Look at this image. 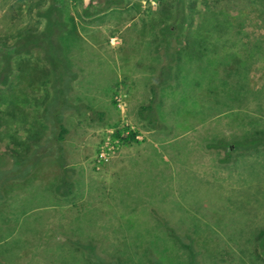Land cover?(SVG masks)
Segmentation results:
<instances>
[{"label":"rangeland","instance_id":"rangeland-1","mask_svg":"<svg viewBox=\"0 0 264 264\" xmlns=\"http://www.w3.org/2000/svg\"><path fill=\"white\" fill-rule=\"evenodd\" d=\"M125 1L135 12L127 15H139L141 29L160 32L155 65L163 56L177 64L176 69L167 68L166 76L157 66L151 77L172 78L170 89L157 92L152 102H165L157 105L164 122L151 132L134 107L133 86L120 80L110 92L118 120L106 132L93 162L96 173L108 168L107 179L119 183L117 197L109 184L102 187L106 196L97 198L77 182V190H82L78 196L42 198L25 205L27 211L16 220L9 213L26 195L24 188L19 189L20 198L15 196L19 191L12 190L0 211V264H189V252L175 236L192 242L198 264H264L258 238L264 229V144L234 153L208 147L219 140L243 141L255 135V127L264 130V0H185L183 10L190 18L184 31L174 36L166 26L175 20L180 0ZM74 3L0 0V70L5 53L22 34L45 28L51 6L57 9L56 17L71 28L74 20L79 28L76 36L63 27L73 36L69 50L77 55L71 59L74 66L91 75L105 70L94 79L100 84L96 95L107 98L117 67L104 63L103 53L120 51L122 24L97 18L109 23L96 35V26H91L96 20L85 19L86 2ZM122 15L125 27L130 17ZM91 31L98 42L88 37ZM60 46H65L62 41ZM177 48L180 58L171 52ZM30 50L28 56L17 55L20 64L8 84L0 86V168L11 166L10 153L23 154L48 133L40 121L49 84L39 87L41 82L37 86L35 81L33 86L20 76L19 70L32 74L30 69L42 67L37 49ZM79 91L87 93L80 86ZM181 106L178 120L173 111ZM131 133H136V141L122 140ZM121 153L127 154L128 166L119 162ZM74 205L85 213L75 218L67 214Z\"/></svg>","mask_w":264,"mask_h":264},{"label":"crops","instance_id":"crops-1","mask_svg":"<svg viewBox=\"0 0 264 264\" xmlns=\"http://www.w3.org/2000/svg\"><path fill=\"white\" fill-rule=\"evenodd\" d=\"M50 7L51 6H49V8ZM86 9L87 8L84 9V12ZM131 10H129L128 5L124 4L107 12L93 14L92 16H85V19L96 20L91 23V26H96V35L102 30V25L109 23L108 20L105 22L104 20H97V18L104 19L109 17L111 18V22L122 24L120 30V32H122V35L120 34V51L108 52L107 54L106 52L103 53L105 59L107 60L104 63L109 65L110 63H114L117 67V70L113 72V78L109 84L110 91L107 95H105L107 98L98 97L96 95L98 94L100 84L98 80L94 79V76L104 74L105 70L101 69L93 75L88 72L84 74V70L77 69L74 66V63L71 61L73 64L72 71L75 73V80L71 86L73 90H71L68 94V104L64 107L65 111L62 120V124L67 129V134L65 135L64 140L58 144L51 145L52 151L41 150L40 152L33 153L38 155L41 152H45L49 153V155L39 163L40 165H38L36 168V176H31V182L25 183L24 185L23 181H18V184L11 188L10 193L12 190H14L13 193L19 191V193L15 195L18 196L17 198H20L19 189L24 188V192L22 193H25L26 196L22 195L25 197L23 203H20L21 206L26 205L27 207L29 204H38L42 201V198L44 199L45 197H48V200H70L71 197L73 198L75 195L78 196L80 191H82L77 190V182L80 184V186L82 185L86 187L88 190V196L97 198L106 196L107 192L105 193L102 187L109 184L108 189H112V196L115 198L117 197V190L120 186L119 183L117 184L116 180L113 182L107 179L108 168L106 169V172L101 174L96 173L93 162L99 146L106 136V132L113 128L118 120V111L111 105L110 92L120 80H129L128 82L133 86L132 92L135 95V100L137 101L134 103V107L138 108V116H140L142 121L146 122V127L151 132L159 130L160 126L162 125L160 122H164V120L161 118L164 117V114L157 109V105L163 106L165 105V102H160L157 105H153L152 102L155 99L154 96L157 95V92L160 93L161 91L164 93L170 89V80L172 78L159 76L157 79H151V77L156 73L155 71L157 66H159V72L165 74V72H167V68L170 67V65L176 69L177 64L175 60H172L173 62L170 64L166 57L163 56L162 62L160 61L159 65H155L154 61L152 60L154 59L153 56L157 51L160 32L156 33L154 31H148L147 29H141L139 26L140 22L137 19L139 15H127V12L135 13ZM117 12L121 13L114 15V13ZM122 12H126L125 16L130 17V21L128 20V23L125 27L123 26L125 23H123L122 20H119V18H122L123 16ZM74 22L75 21L72 22L74 27L71 28L72 26L70 25L68 28L71 29L76 36H79V28L77 29L78 26H75ZM66 23L68 24V22ZM39 31H42V29H39ZM96 35L93 31H91L88 37L93 38L91 41L98 42L99 40H95ZM70 51L71 50H68L66 54L68 58L70 60L72 58L76 59L77 55H73V53H70ZM179 52L180 49L177 48L173 55L178 54V57L180 58ZM83 55L84 53L81 54V57H83ZM94 55L95 54H90V56ZM36 56L39 57L38 52H36ZM109 71V69H106V72ZM171 72H173V70ZM33 74L36 78L35 81L37 86H39L38 83L40 82L42 86L43 82L48 81L47 67H35ZM140 83H143L142 87L139 86ZM79 86L82 88L83 92H87L86 95L79 91ZM150 107H152V112L145 114ZM182 110L183 109L181 106L180 110L179 107H176L175 111H173L174 114H178V116H180L177 118L178 120L182 118L180 112ZM41 118L42 120L40 119V125L43 122V124L48 127V133L42 138V140H46L50 135H52V126L46 122L42 116ZM167 118L168 112L166 119ZM132 148L133 145L130 146L129 149H126V152H130ZM31 152L33 151H29L28 153L24 152V154H31ZM126 156L127 154L121 153L119 156V162L124 163V158ZM125 165L128 166L127 164ZM123 169L124 168L121 169L120 167V171ZM38 170L40 171L38 172ZM114 172H117L116 166H114ZM41 176L43 177L42 181ZM44 183L46 184L43 186ZM28 185L29 188H25ZM69 203L74 204L76 201L71 200ZM74 206V211H71L67 214H72L75 218L79 214L82 216L85 213L84 210L80 208V206ZM25 209L27 211V208ZM98 213L101 214L100 216L102 218L101 212H95L93 215H99Z\"/></svg>","mask_w":264,"mask_h":264},{"label":"trees","instance_id":"trees-1","mask_svg":"<svg viewBox=\"0 0 264 264\" xmlns=\"http://www.w3.org/2000/svg\"><path fill=\"white\" fill-rule=\"evenodd\" d=\"M52 1L55 2V0ZM74 2V4L86 2V7L88 9L85 11L86 16L107 12L126 3L125 0H74ZM179 5L180 8H176L177 11L175 20L166 26V29L170 27L172 29L170 35H173L175 32L179 34L184 31L186 26L185 24H187V21L190 18H186V13L183 10L186 5L185 0H180ZM91 8L94 9L93 12L90 11ZM56 11L57 9L50 7L51 13L47 16L48 20L45 28L42 31H28L22 34L17 40L13 50L8 51L4 55V65L0 70V86L8 84L16 68L15 65L20 64L19 61L16 60L17 55L28 56L32 54V51L30 50L32 47L37 49V52L39 53V57H37L38 61L42 63V67H47V83L49 84L48 88L50 93L44 104L42 117L46 122L51 124L53 132L48 139L38 140L29 150L26 151L27 153L29 151H33L31 154H21L18 152L10 153L12 160L11 166L8 168H0V201L4 202L0 205V211L4 209L3 206L7 205L5 202L10 199L8 195L10 194L11 188L16 186L18 181H23L24 185L25 183L31 182V176H36L35 173L37 166L40 165L39 163L49 155V153L45 152H41L38 154L39 156L33 153L40 152L41 150H51V145L58 144L64 140V137L67 134V129L62 124V120L65 111L64 107L68 104V94L71 90H73L71 86L75 80V73L72 71L73 64L66 54L74 40L71 33L63 28L64 26H68V24L62 21L61 16H55L54 13H56ZM50 28L51 32L45 33V31ZM164 29L165 28H163V30ZM61 41L65 45L64 47L60 46ZM172 48L173 47L171 46L170 49ZM171 52L172 54L174 53L173 50ZM169 62L172 64L173 61L170 60ZM36 66L38 67V65ZM30 70L34 71L35 68ZM19 71L20 76L22 78L26 77V79H29V82H33L34 86L36 79L35 76L33 77L34 74L32 73L28 76L27 73V77L26 70ZM164 75L166 76V72ZM236 96L239 97V95H235V97ZM252 126L248 127L251 128ZM254 132L255 135L251 134L247 138L243 139V141H231L227 143L223 140H219L217 144H210L208 147L227 149L230 153L238 152L244 149L257 148L261 144H264V130L261 131V129H257V127H255ZM115 136L121 137L120 132H116ZM122 140H125L126 142L136 141L137 135L136 133H131L128 136H123ZM39 171L40 170H38V172ZM25 212V205H20L19 208L14 209V211L9 214L16 215V220H18V215L20 217V215ZM175 238L182 247L188 250L190 255L189 264H198L196 252L192 248V242L185 243L183 236H175ZM258 238L262 239L260 243V251H262L264 256V229L260 231Z\"/></svg>","mask_w":264,"mask_h":264}]
</instances>
